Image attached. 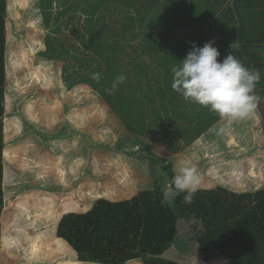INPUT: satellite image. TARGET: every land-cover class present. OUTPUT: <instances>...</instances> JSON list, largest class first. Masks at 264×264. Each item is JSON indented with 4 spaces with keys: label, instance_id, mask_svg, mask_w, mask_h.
Here are the masks:
<instances>
[{
    "label": "trees",
    "instance_id": "obj_1",
    "mask_svg": "<svg viewBox=\"0 0 264 264\" xmlns=\"http://www.w3.org/2000/svg\"><path fill=\"white\" fill-rule=\"evenodd\" d=\"M217 17L203 43L216 46ZM43 28L39 0H0V264H176L160 256L175 246L177 222L192 217L204 260L264 264L255 108L231 126L217 119L178 153L127 136L90 88H65L59 61L37 55ZM183 159L202 174L200 189L191 204L183 194L161 204Z\"/></svg>",
    "mask_w": 264,
    "mask_h": 264
},
{
    "label": "rangeland",
    "instance_id": "obj_2",
    "mask_svg": "<svg viewBox=\"0 0 264 264\" xmlns=\"http://www.w3.org/2000/svg\"><path fill=\"white\" fill-rule=\"evenodd\" d=\"M227 1L39 0L44 49L37 55L59 61L65 88H90L127 136L178 153L219 116L172 90L171 67L191 49L190 41L204 45L208 22ZM94 72L100 73L98 82L91 79ZM121 73L126 80L110 94L106 89ZM120 139L109 142L115 145ZM132 142L130 138L128 144ZM201 229L194 217L179 220L176 244L160 258L176 264L227 262L222 255L203 259L194 238Z\"/></svg>",
    "mask_w": 264,
    "mask_h": 264
},
{
    "label": "clouds",
    "instance_id": "obj_3",
    "mask_svg": "<svg viewBox=\"0 0 264 264\" xmlns=\"http://www.w3.org/2000/svg\"><path fill=\"white\" fill-rule=\"evenodd\" d=\"M189 43L191 49L179 64L171 67L172 90L185 101L216 113L227 126L248 118L258 99L253 90L261 79L260 71L246 67L233 54L219 61L220 52L214 46V39L205 42L202 47L194 41ZM91 79L98 82L100 73H91ZM125 80L126 76L119 74L106 91L111 94ZM173 173L166 180L160 203L171 204L183 194L182 202L191 204L200 189L202 174L192 159L178 161Z\"/></svg>",
    "mask_w": 264,
    "mask_h": 264
},
{
    "label": "crops",
    "instance_id": "obj_4",
    "mask_svg": "<svg viewBox=\"0 0 264 264\" xmlns=\"http://www.w3.org/2000/svg\"><path fill=\"white\" fill-rule=\"evenodd\" d=\"M216 27L217 59L233 54L246 67L260 71L254 108L264 124V0H228L218 12Z\"/></svg>",
    "mask_w": 264,
    "mask_h": 264
}]
</instances>
